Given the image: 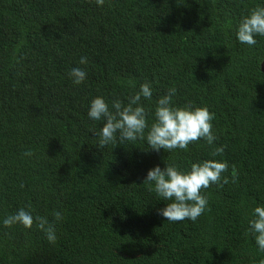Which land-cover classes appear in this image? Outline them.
Listing matches in <instances>:
<instances>
[{"label":"trees","instance_id":"obj_1","mask_svg":"<svg viewBox=\"0 0 264 264\" xmlns=\"http://www.w3.org/2000/svg\"><path fill=\"white\" fill-rule=\"evenodd\" d=\"M257 6L264 0H0V264H264L248 223L264 205V36L251 47L236 39ZM74 67L86 70L80 85ZM145 82L153 109L171 87L176 105L208 106L223 152L213 157L203 139L99 149L90 101L127 103ZM213 158L228 162L229 183L201 190L208 208L197 221L165 220L147 171ZM20 208L32 227H5Z\"/></svg>","mask_w":264,"mask_h":264},{"label":"clouds","instance_id":"obj_2","mask_svg":"<svg viewBox=\"0 0 264 264\" xmlns=\"http://www.w3.org/2000/svg\"><path fill=\"white\" fill-rule=\"evenodd\" d=\"M104 3L105 0H95L98 7H102ZM258 36H264V6L252 8L240 18L236 27V39L241 44L256 46ZM87 63L88 57L82 55L79 64ZM68 75L73 84L80 85L85 81L87 73L85 68L74 67ZM176 95L177 89L169 88L156 100L154 109L143 103V99L151 101L153 98V90L148 82L141 84L139 91L127 96V103L120 98L109 101L104 96L97 95L90 101L87 112L89 119L103 122L99 131L95 132L98 137L96 145L103 149L110 144L116 146L143 140L149 148L159 152L161 149H188L190 144L203 139L208 145L214 146L218 140L213 131L215 113L206 105L178 106L174 103ZM222 152V147L214 146L212 156L216 157ZM25 155L31 153L26 152ZM228 169L226 160L215 158L193 162L188 169L166 162L163 168L159 165L150 168L143 183L147 184L149 191L156 194L158 200L166 202V206L159 210L165 220L195 222L208 208V197L201 190L212 184L219 186L229 183V177L225 175ZM237 179L238 174L233 168L231 182L235 183ZM54 215L60 218L63 212L57 209ZM35 219L40 221L38 226L44 230L47 239L54 242V227L43 218ZM33 222L31 211L25 208H20L2 221L5 227L22 224L26 228H31ZM248 223L258 251L264 252V205L258 204L253 208L252 218Z\"/></svg>","mask_w":264,"mask_h":264},{"label":"water","instance_id":"obj_3","mask_svg":"<svg viewBox=\"0 0 264 264\" xmlns=\"http://www.w3.org/2000/svg\"><path fill=\"white\" fill-rule=\"evenodd\" d=\"M262 69H263V71H264V61L262 62Z\"/></svg>","mask_w":264,"mask_h":264}]
</instances>
